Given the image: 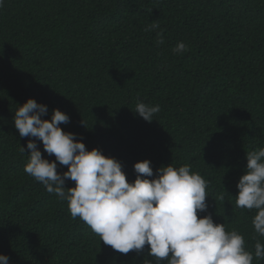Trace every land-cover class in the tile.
I'll list each match as a JSON object with an SVG mask.
<instances>
[{
    "label": "trees",
    "instance_id": "obj_1",
    "mask_svg": "<svg viewBox=\"0 0 264 264\" xmlns=\"http://www.w3.org/2000/svg\"><path fill=\"white\" fill-rule=\"evenodd\" d=\"M153 22L162 45L159 30L144 31ZM180 41L188 51L173 54ZM29 98L47 106L43 119L65 112L62 129L116 158L130 182L137 161L150 160L154 175L171 162L190 164L209 182L199 215L238 229L254 252L255 210L237 208L235 196L246 152L264 147V0H4L0 7V254L9 264H143L147 245L116 252L24 172L34 138L20 137L13 117ZM137 100L160 106L151 122L134 111ZM57 171L67 166L57 162Z\"/></svg>",
    "mask_w": 264,
    "mask_h": 264
},
{
    "label": "clouds",
    "instance_id": "obj_2",
    "mask_svg": "<svg viewBox=\"0 0 264 264\" xmlns=\"http://www.w3.org/2000/svg\"><path fill=\"white\" fill-rule=\"evenodd\" d=\"M4 0H0V7ZM156 32V44L162 45L163 30L158 22L144 28ZM188 51L178 42L173 54ZM151 122L160 112L158 104L137 100L135 110ZM46 105L27 99L14 111V126L27 142L29 158L24 172L61 202H67L71 218L85 222L100 241L121 254L142 253L147 245L143 264H253L264 260V147L246 152V168L237 182V208L255 210L251 223L256 234L254 252L246 246L244 235L225 223L214 222L207 212L209 182L188 163L173 162L156 169L144 159L134 163L135 179L129 181L121 163L97 148L88 150L66 132L62 124L70 117L53 109L51 119H43ZM42 141L44 152L55 157L49 160L37 146ZM20 151L25 152L21 146ZM59 165L67 171H57ZM71 180L74 186L65 187ZM223 195L220 199H223ZM0 264H9V257L0 254Z\"/></svg>",
    "mask_w": 264,
    "mask_h": 264
}]
</instances>
